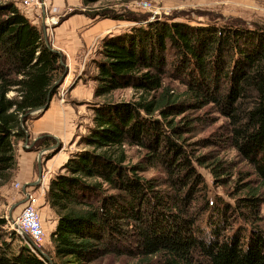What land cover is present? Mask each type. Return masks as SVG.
Returning a JSON list of instances; mask_svg holds the SVG:
<instances>
[{"label": "trees", "instance_id": "1", "mask_svg": "<svg viewBox=\"0 0 264 264\" xmlns=\"http://www.w3.org/2000/svg\"><path fill=\"white\" fill-rule=\"evenodd\" d=\"M99 1L81 0L84 9L70 14L144 23L103 37L92 60L91 124L44 196L56 216L52 264H264V23L147 21ZM17 4L0 0V187L16 168L27 113L56 93L65 71ZM166 81L183 85L184 96ZM122 89L135 96L114 100ZM211 113L224 121L189 142L216 122ZM133 146L143 153L130 163ZM227 148L234 158L222 155ZM247 165L254 178L244 180ZM200 167L216 187L238 174L228 200L209 196ZM149 170L157 173L142 175ZM5 224L0 217V264H50Z\"/></svg>", "mask_w": 264, "mask_h": 264}, {"label": "crops", "instance_id": "2", "mask_svg": "<svg viewBox=\"0 0 264 264\" xmlns=\"http://www.w3.org/2000/svg\"><path fill=\"white\" fill-rule=\"evenodd\" d=\"M18 5V4H17ZM73 9L83 10L81 0H40L22 12L31 22L44 27L49 43L62 57L64 68L67 69L62 83L56 93L51 96L45 110L34 112L26 122L27 142L25 137L19 139L15 145L16 168L11 180L0 189V196L8 204L25 199V191L34 196L40 191L45 194L50 178L67 160L69 154L76 149L75 138L83 131L79 125V118L88 110L92 111L89 102H93L95 82L89 75L96 72L93 59L97 56L100 41L107 35H113L128 29L125 22L111 18H90L84 13L70 14ZM53 17L56 21H51ZM65 92V99L60 95ZM87 106V107H86ZM47 139L46 143L36 148L39 140ZM60 147L56 152L52 150L43 153V183L41 188L26 186L37 178V157L40 149L55 144ZM18 182L17 189L14 183ZM49 208L48 204H46ZM50 209V208H49ZM53 214L48 235L56 225Z\"/></svg>", "mask_w": 264, "mask_h": 264}, {"label": "rangeland", "instance_id": "3", "mask_svg": "<svg viewBox=\"0 0 264 264\" xmlns=\"http://www.w3.org/2000/svg\"><path fill=\"white\" fill-rule=\"evenodd\" d=\"M142 1H147L150 4V8H142L140 7V3ZM40 2V0H39ZM39 4V3H38ZM94 6L101 7H110L117 11L122 8L129 9L133 12L142 14L146 17L147 21H155V20H167L171 21H180L186 22L189 24L195 25H206L208 23H216L222 24L226 19H236L245 22L246 24H262L264 23V0H101L97 2ZM84 8V7H83ZM23 9V8H22ZM120 22H125L128 26L125 28H130L132 25L143 24L144 21L134 22L129 20H117ZM166 83L172 88V94L177 95L179 98L184 95V86L178 83L177 81H166ZM59 88V87H58ZM57 88V89H58ZM134 92L132 89H122L117 90L112 94V98L114 100H129L134 97ZM60 98L62 100L65 99V92L62 91ZM87 107V106H86ZM91 115L92 111H87L79 118V125L81 130L83 131L80 134H83L87 131V127L91 124ZM209 115H213L215 117L216 122L209 126H204L199 128L196 135L189 140V142L199 139L201 137L207 136L211 130L220 125L224 119L220 117L218 114L211 113ZM78 137L75 138V143ZM211 148H201L199 152L209 151ZM143 151L135 146L133 147H125V155L127 157V162L135 163L139 157L142 155ZM222 155L227 159H232L235 156V151L232 149H224L222 150ZM242 170V166H239ZM244 171L248 173L245 175L244 180H249L254 178L252 176V169L250 166H243ZM200 173L204 176L205 180L208 183V187L210 189L209 196L213 197L216 195L222 196L224 199L228 200L225 189L232 190L239 183L236 177L238 174H235L230 183L226 187H216L212 183L211 175L209 171L203 167L199 168ZM157 172L154 170H149L143 172L142 175L145 177H149L151 175L156 174ZM249 175V176H247ZM12 178V177H11ZM11 180V179H10ZM236 182V183H235ZM43 183V182H42ZM42 183L36 188H41ZM234 185V186H233ZM1 189V187H0ZM245 191H243L244 193ZM45 194L40 191V193L35 195V204L39 209V213L41 216L42 224L45 230V236L43 242L40 246V249L46 254H52V243L50 241V236L48 235V229L53 220V214H51L50 209L45 207ZM13 206V207H12ZM22 204L14 205L8 204L3 200L0 196V217H3L6 220V224L2 226V229L10 232L12 230L16 231L15 220L20 213ZM262 214H264V208L262 209ZM259 227L264 230V215L259 221ZM17 232V231H16ZM18 233V232H17ZM19 234V233H18ZM21 235L26 243H30L27 236L25 234ZM19 243V240H15L13 245ZM31 244V243H30ZM51 258V256L49 255ZM126 264H133L134 261L132 259H126ZM99 264H106L104 261ZM113 264H121L120 261L116 260Z\"/></svg>", "mask_w": 264, "mask_h": 264}, {"label": "built area", "instance_id": "4", "mask_svg": "<svg viewBox=\"0 0 264 264\" xmlns=\"http://www.w3.org/2000/svg\"><path fill=\"white\" fill-rule=\"evenodd\" d=\"M20 8L27 9L32 7L35 4L40 3L39 0H17ZM142 8H150V4L147 1H142L139 5ZM51 21L55 22L56 20L53 17H50ZM14 186L19 189L20 184L18 182L14 183ZM35 196L31 193H27L25 200L22 203V207L19 215L15 220L16 228H14L19 234H25L35 246L28 244L30 249L39 254L38 249L43 242L45 236V230L42 224L41 216L39 209L35 204Z\"/></svg>", "mask_w": 264, "mask_h": 264}, {"label": "water", "instance_id": "5", "mask_svg": "<svg viewBox=\"0 0 264 264\" xmlns=\"http://www.w3.org/2000/svg\"><path fill=\"white\" fill-rule=\"evenodd\" d=\"M42 33H43V38H44L46 44L49 45V46L51 47V45H50V43H49V40H48V38H47V35H46V32H45V28H44V27L42 28ZM51 48H52V47H51ZM52 49H53V48H52ZM54 50H55V49H54ZM60 63L64 66V62H63L62 59L60 60ZM64 67H65V66H64ZM66 72H67V69L65 68L64 73H63V74H62V75H61V76H60V77L54 82L53 86H59V85L62 83L63 78H64L65 75H66ZM50 99H51V95L49 94L48 97H47V101H46V103H45L44 105L39 106V107H36V108L30 110L27 114H32V113H34V112H38V111L45 110V109L48 107V105H49ZM24 131H25V133H26V130H25V129H24ZM27 139H28V136H27V133H26V135H25V142H27ZM59 148H60V147H59L58 144H57V140L55 139V144H52V145H50V146L44 147V148H42V149L39 150V152H38V157H37V178H36L35 181H32L31 183H26V185H24V187H23V190H25V187H26V186H38V185H40V184L43 182V169H42L43 158H42V155H43L44 152L49 151V150H52V153H51V154H53V153L56 152ZM25 194L27 195V192H26V191H25ZM24 200H25V199H24ZM24 200L19 201V202H16V203H14V205H15V204H16V205H20V204H22V203L24 202ZM12 207H13V206H12ZM27 238H28V237H27ZM28 240H29V242H30L33 246H35L34 243L31 241V239L28 238ZM38 251H39V254H40L45 260H47L50 264H52V260H51V258L49 257L48 254H46L45 252H43L41 249H38Z\"/></svg>", "mask_w": 264, "mask_h": 264}]
</instances>
